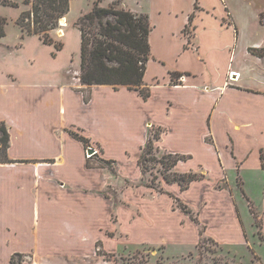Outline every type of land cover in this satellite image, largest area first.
<instances>
[{
	"label": "rangeland",
	"instance_id": "1",
	"mask_svg": "<svg viewBox=\"0 0 264 264\" xmlns=\"http://www.w3.org/2000/svg\"><path fill=\"white\" fill-rule=\"evenodd\" d=\"M4 1L0 0V16L7 21L5 37L0 38V84L7 81L9 86L56 83L68 76L73 77L81 63V33L76 23L91 12L96 3L108 8L115 2L71 0L66 26L59 23L58 29L50 34L52 44L46 45L40 37L28 35L18 25L21 15L30 10L27 0H9L16 6L6 5ZM159 2L157 0L155 5L156 14L160 10ZM181 2L183 8H192L190 0ZM199 2L206 12L211 11L215 16L217 11L222 13L228 8L230 15L226 20H234L242 27L244 47L259 41L264 43V0ZM153 3L151 0H120L119 8L149 14ZM171 5L169 2L166 9ZM166 9L164 11H168ZM206 23H195L199 27L195 43L203 47L210 45V40L208 43L207 39L205 43L203 41L209 31ZM177 26L178 23L172 25L165 19L161 21L160 29L175 30ZM192 32V26L185 30L186 35ZM154 35V53L164 59L165 65L153 64L147 81L151 83L158 77L164 83L168 78L166 69L173 71L170 68L188 67L190 59L178 58L181 37L162 39L158 33ZM57 46L61 49L58 50ZM208 50L209 46H206ZM150 91L152 93V89ZM157 92L158 97H166L164 91ZM12 93L18 91L12 90ZM84 94L90 97L88 91ZM123 103L131 104L128 100ZM161 104L158 101L157 118L167 129V134L161 132V140L153 141L151 153L147 144L161 128L152 122L143 128L135 114H127L130 109L121 114L125 115L126 122H121L120 136L111 138L101 133L106 147L92 141L85 145L95 153L85 152L87 166L92 171L89 173L90 183L87 188H82L87 195L82 193V203L83 206L88 204L89 215L80 217L75 223V228L82 229L77 232L78 243L75 240L70 242L72 234L68 230L53 236L51 228H55L56 223L52 221L45 245L34 251L28 249L32 244L27 232L17 239L0 226V264H8L12 251L11 260L14 258L15 264H264V170L250 163L238 167L231 148L226 149L223 140L217 144L223 154L219 160L206 146L202 136L204 131L199 129L187 135L179 128L181 123L177 117H165ZM210 139L206 138V142H211ZM17 149L23 153L21 145ZM167 152L190 156L191 159L179 162L173 171L197 173L200 180L192 182L186 190L177 183H167L164 169L158 162ZM25 153L36 154L31 150ZM142 157L144 163L153 167L151 172L141 170L139 160ZM16 163L37 162L13 160L10 164ZM25 170L26 173L33 172V169ZM16 215L17 211L10 216L13 222L17 221L14 219ZM63 236L66 240L60 241L59 237ZM49 237L53 242L48 240ZM11 260L10 264H14Z\"/></svg>",
	"mask_w": 264,
	"mask_h": 264
},
{
	"label": "crops",
	"instance_id": "2",
	"mask_svg": "<svg viewBox=\"0 0 264 264\" xmlns=\"http://www.w3.org/2000/svg\"><path fill=\"white\" fill-rule=\"evenodd\" d=\"M151 1L154 2L153 7L147 14L153 27L150 35L151 58L144 78L152 89L148 100L127 88L115 90L110 86L83 85L80 80L81 66L73 77L68 76L56 83L9 86L6 81V84H0V122L6 123L10 134L8 157L37 162L0 163V226L17 239L27 232L32 244L28 249H41L47 241L46 234L51 230L56 237L60 231L68 230L72 234L70 242H79L77 232L82 229L75 228V223L80 217L89 215L88 204L83 206L82 203V193H86L82 188H87L90 183L89 173L92 170L85 158L89 148L74 139L69 131L81 132L79 134L89 143L92 141L105 146L100 134L111 138L120 136L121 122H126L125 115L121 114L128 109L127 114H135L143 128L152 122L167 134V129L157 118L158 101H161L165 117H177L181 123L179 128L187 135L199 129L204 131L202 136L206 146L216 158L220 160L223 156L218 149L220 140H223L225 148H231L238 167L250 163L263 169L264 56L255 55L250 49L264 53V43L259 41L244 47L242 27L234 20H226L230 15L228 8L222 13L217 11L215 16L211 11L206 12L199 0H190L192 8L189 9L182 7L181 0H159L160 10L156 14L157 0ZM169 2L172 5L166 9ZM197 3L199 9H196ZM221 5L225 9V5ZM194 13L195 18L190 24L189 18ZM165 19L172 25L178 23L177 28L161 30V21ZM198 21H207L209 31L203 41L205 43L207 39L208 43L210 40V45L203 47L195 43L199 28L195 23ZM190 26L193 32L186 35V27ZM155 33L162 39L181 37L183 41L179 40L182 43L178 58L190 59L188 67L170 68L173 71L166 69L168 78L164 79V83L158 77L153 78L151 83L147 81L153 64L165 65L164 59L154 53ZM206 46H209L208 52ZM173 72L183 75L178 84L171 82L170 73ZM12 90L18 93L14 94ZM157 90L164 91L166 97H158ZM85 91L90 93L87 103ZM123 100L130 101L134 106L122 104ZM208 137L211 138L209 143L206 142ZM20 145L22 154L17 149ZM30 150L36 154L25 153ZM26 168L33 169V172L26 173ZM16 211L18 216L14 219L17 221L13 222L10 216ZM52 221L56 227L50 230ZM70 223H74L73 226ZM51 237L48 240L53 242ZM59 238L60 241L66 240L65 236ZM12 253L8 256V264Z\"/></svg>",
	"mask_w": 264,
	"mask_h": 264
},
{
	"label": "trees",
	"instance_id": "3",
	"mask_svg": "<svg viewBox=\"0 0 264 264\" xmlns=\"http://www.w3.org/2000/svg\"><path fill=\"white\" fill-rule=\"evenodd\" d=\"M26 2L30 5V10L21 15L18 25L28 35L38 36L46 45H51L50 34L58 29L60 21L70 12L71 0ZM119 3L120 0H115L108 8L96 3L92 11L82 16L76 23L81 33L80 80L85 86H110L115 90L127 88L148 100L151 91L146 86L144 78L151 58L150 35L153 27L149 15L120 9ZM4 4L16 6L9 0H5ZM196 9H199L198 3ZM194 18L195 13L189 18L190 24ZM6 22V19L0 16V38L5 37ZM57 47L58 50L61 49V46ZM250 52L260 57L264 56V53L256 52L254 49H250ZM170 77L173 84H178L183 75L173 72L170 73ZM85 100L87 103L89 98L86 97ZM159 132L154 134L147 144L149 153L154 150L153 141L161 140L159 135L165 130L161 128ZM69 133L84 145L89 144V140L79 133L73 131ZM9 146L8 127L6 123L0 122V163H13L8 157ZM187 158L191 159L190 156L167 152L158 160L164 169L165 181L169 184L177 183L182 190L188 189L192 182L200 180L197 173L180 174L173 171L179 162L186 161ZM144 161L143 157L139 160L141 170L151 172L153 167ZM261 161L264 169V151L261 152ZM11 262L14 263V258Z\"/></svg>",
	"mask_w": 264,
	"mask_h": 264
},
{
	"label": "bare ground",
	"instance_id": "4",
	"mask_svg": "<svg viewBox=\"0 0 264 264\" xmlns=\"http://www.w3.org/2000/svg\"><path fill=\"white\" fill-rule=\"evenodd\" d=\"M60 23H61L62 27H65L67 24V21L65 19H62Z\"/></svg>",
	"mask_w": 264,
	"mask_h": 264
},
{
	"label": "water",
	"instance_id": "5",
	"mask_svg": "<svg viewBox=\"0 0 264 264\" xmlns=\"http://www.w3.org/2000/svg\"><path fill=\"white\" fill-rule=\"evenodd\" d=\"M88 152H89V154H94L95 153L94 149H92V148H89Z\"/></svg>",
	"mask_w": 264,
	"mask_h": 264
},
{
	"label": "built area",
	"instance_id": "6",
	"mask_svg": "<svg viewBox=\"0 0 264 264\" xmlns=\"http://www.w3.org/2000/svg\"><path fill=\"white\" fill-rule=\"evenodd\" d=\"M233 75H235V74H233ZM235 77H237V75Z\"/></svg>",
	"mask_w": 264,
	"mask_h": 264
}]
</instances>
